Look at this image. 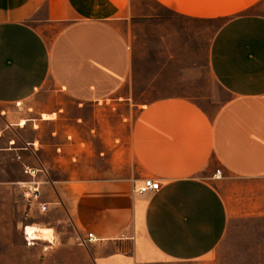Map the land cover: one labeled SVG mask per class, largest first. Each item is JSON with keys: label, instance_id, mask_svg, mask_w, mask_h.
<instances>
[{"label": "crops", "instance_id": "0c3cea01", "mask_svg": "<svg viewBox=\"0 0 264 264\" xmlns=\"http://www.w3.org/2000/svg\"><path fill=\"white\" fill-rule=\"evenodd\" d=\"M154 1L184 18L225 20L209 69L230 97L214 112L185 96L132 99L133 47L119 26L132 0H0V139L22 126L10 107L47 82L79 105L124 111L140 173L95 179L72 203L80 230L97 237L87 245L93 264L208 260L232 218L264 217V14L252 11L264 0ZM18 138L1 149L19 155ZM145 178L161 188L139 192Z\"/></svg>", "mask_w": 264, "mask_h": 264}, {"label": "rangeland", "instance_id": "374dc122", "mask_svg": "<svg viewBox=\"0 0 264 264\" xmlns=\"http://www.w3.org/2000/svg\"><path fill=\"white\" fill-rule=\"evenodd\" d=\"M131 8L132 19L119 26L133 47L135 102L185 96L214 112L230 97L209 69L210 45L224 19L184 18L154 0H132ZM252 11L264 14V3ZM53 86L47 82L35 99L11 106L17 110L13 121L23 127L14 126L0 139V264H93L87 246L79 244L80 228L72 207L75 196L95 179L140 173L124 137L129 127L121 116L123 109L79 105ZM45 109L56 112L55 119L43 120ZM4 126L0 116V128ZM11 136L19 137L13 145L19 155L1 149L9 145ZM31 141H35L33 149L25 150V143ZM24 165L49 170L40 199L49 202L46 212L24 195V182L30 180ZM28 224L53 232L28 246L24 233ZM171 264H264V217L232 218L211 259Z\"/></svg>", "mask_w": 264, "mask_h": 264}, {"label": "built area", "instance_id": "2783aa9c", "mask_svg": "<svg viewBox=\"0 0 264 264\" xmlns=\"http://www.w3.org/2000/svg\"><path fill=\"white\" fill-rule=\"evenodd\" d=\"M13 142V141H12ZM15 143V142H14ZM19 157V156H18ZM24 174L30 178V180L24 182V195L27 199L31 200L33 203H37L38 209L41 212H46L49 210V202L41 201L43 194V188L45 183H49L48 180V173L49 170L46 166H40V167H32L28 165H24ZM221 175V170H217L216 174ZM161 188V183L158 180H155L153 178H145L143 185L138 188V191L141 193H144L146 191H157ZM60 205H64L63 201L57 202ZM25 233V240L28 244V246H33L36 244L37 239H34L30 234ZM79 244L81 246H87L89 243H92L93 241L97 240V237L93 233H83L80 230L79 235Z\"/></svg>", "mask_w": 264, "mask_h": 264}, {"label": "bare ground", "instance_id": "6f19581e", "mask_svg": "<svg viewBox=\"0 0 264 264\" xmlns=\"http://www.w3.org/2000/svg\"><path fill=\"white\" fill-rule=\"evenodd\" d=\"M42 117H43V119L49 120V119H53L55 117V114L43 113ZM24 231H26L27 234H30L32 237H34V239H40L43 237L46 238L50 233L53 232L52 228H49V227L44 228V227H40L38 225H29V224L24 227Z\"/></svg>", "mask_w": 264, "mask_h": 264}]
</instances>
